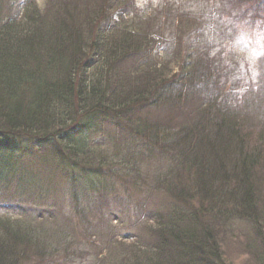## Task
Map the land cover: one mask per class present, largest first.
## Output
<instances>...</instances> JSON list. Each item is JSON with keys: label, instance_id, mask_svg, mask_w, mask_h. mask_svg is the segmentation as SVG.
Instances as JSON below:
<instances>
[{"label": "trees", "instance_id": "16d2710c", "mask_svg": "<svg viewBox=\"0 0 264 264\" xmlns=\"http://www.w3.org/2000/svg\"><path fill=\"white\" fill-rule=\"evenodd\" d=\"M9 1L0 0L2 166L25 139L43 168L48 162H63L114 182L122 194V202L116 200L124 217L132 214L125 211L127 201L145 183L143 162L162 164L167 171H151V182L153 192L167 201L155 214L148 212L146 220H154L157 228L146 227L151 240L146 236L139 242L146 241L150 250L141 257L132 253L131 264H264V138L253 139L255 129H264V114L253 102L247 108L252 114L245 116L238 112L242 100L237 95L228 99L224 89H210L209 82L216 78L210 68L217 66L215 53L208 54L210 62L199 63L201 33L195 21L200 12H187L190 27L170 30L175 44L171 51L180 57L175 72L167 70L169 62L145 50L160 37L157 20L142 19L130 26L118 12V1L59 0L54 13L38 8L36 13L29 1L30 13L24 18L10 10ZM187 98L194 102L192 111L179 118ZM111 118L130 134V145L78 143L82 132ZM121 139L119 133L117 141ZM163 157L170 162L163 164ZM121 166L125 174L115 175L113 170ZM5 172L0 169V176ZM111 214L115 218L109 219ZM36 215L46 220L51 211L37 210ZM106 216L107 232L115 239L109 250L134 252L135 236L113 235L119 212L109 207ZM22 217H0V264H25L44 253L38 249L48 244L46 237L20 226ZM233 249L239 261L228 259Z\"/></svg>", "mask_w": 264, "mask_h": 264}, {"label": "rangeland", "instance_id": "374dc122", "mask_svg": "<svg viewBox=\"0 0 264 264\" xmlns=\"http://www.w3.org/2000/svg\"><path fill=\"white\" fill-rule=\"evenodd\" d=\"M29 1H32L31 6H34L36 13L38 9L43 13H54L53 9L59 2V0H15L14 2L10 0V10L24 18V15L30 13ZM113 1H118L119 5H122L118 12L129 21L130 26L133 23L137 24L138 21L142 22V19L157 20L159 30L156 32L160 37L156 38V44L151 49L145 50L151 52L156 59L160 58L169 62L167 70H175V72L179 70L180 57L177 60L171 51V46L175 44L171 43L170 30L178 29V26L190 27L192 22L187 17V12L190 14L200 12V18L195 21L196 24L199 23L198 30L201 33L197 37L200 45L198 55L201 56L199 63L210 62L208 54L215 53L218 68L214 66L210 68L215 71L213 73L211 71V74L216 77L213 78L215 82H209L210 89L213 91L224 89V96L228 99H231L229 96L233 94L237 95L242 100L241 105L238 106V112H246L245 116L252 114L247 108L253 107V102L261 107L260 111L264 114V1L261 5L260 0H248V3L253 4L252 8H249V4L248 6L245 4L246 0H222L217 4L214 0L211 3H207L208 1L203 3V0ZM220 7H226V9L220 14H215L219 12ZM244 8L248 9L249 13L245 14ZM137 9H139L136 11L139 14L138 17L135 13ZM182 11L186 12L183 16H181ZM11 14L16 13L11 12ZM231 14L236 15L231 17ZM251 15L256 17L255 20ZM182 19L184 22H181ZM195 33H197L196 29ZM153 56L151 61L154 60ZM181 59L184 60L185 57ZM128 66L132 67L133 64ZM121 67L125 68L123 65ZM246 86H248L250 97L244 94ZM245 98L249 99L246 101ZM192 105H194L193 100L187 98L179 118L188 114ZM115 123L112 118L108 121H100L93 128L82 132L76 139L78 143L89 146L95 144L111 146L118 143L130 145V134L123 126L119 129ZM263 130L255 129L253 139L258 142L264 138ZM119 133L122 139L118 142ZM17 145L21 148L15 151V157L11 161H6V166H2L0 160V169L6 170L0 176V216L11 218L23 216L18 220L20 226L34 228L42 237H46L44 240L48 242V244H40L38 250L44 251L41 256H36L35 261L25 264H101L103 260L105 264L113 262L131 264L134 260L132 253L135 257L146 255L144 251L150 250V246L146 244V241L140 243L148 235L146 227H152V230L157 228L154 220L147 221L146 217L149 215L148 212L155 214L160 206L165 207L167 201L164 195L153 192L151 171L161 170L159 174L164 175L167 171L166 167L155 162H143L144 167H147L145 183L142 189L138 190L139 193L135 194L130 202L127 201L125 211H130L132 214L131 216L125 214V219V216L121 215L122 211L116 200L118 198L122 202V194L114 182L103 181L104 179L99 176L100 181L94 177L97 175L92 176L80 169H73L72 166L63 162H48L43 168L38 164L40 162L38 156L35 154L31 156L33 145L29 141L24 139L18 141ZM147 150H149L148 146ZM147 150L144 153H147ZM0 154L1 159L4 154ZM167 155L172 156L170 152ZM169 162V158H162L163 164ZM124 169L125 167L121 166L119 169H114L113 173L125 174ZM8 171H10L9 175H7ZM128 174L132 175V173ZM130 188L134 191L133 187ZM109 207L114 213L119 212L118 220L113 224L115 226L113 235L124 239L135 236V239L132 238L137 247L134 252L132 248L128 249L130 254L109 250L110 242L115 240L110 236L111 233L107 232L109 224L106 212ZM35 210H49L51 215L44 220L38 215L35 216ZM111 218H115V215H109V219ZM150 235L151 232L146 240L150 238ZM53 239L56 240L54 244L51 242ZM34 252L31 251V253ZM228 259L239 261L240 258L233 249Z\"/></svg>", "mask_w": 264, "mask_h": 264}]
</instances>
